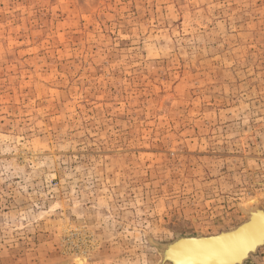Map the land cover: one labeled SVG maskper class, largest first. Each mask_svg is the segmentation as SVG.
<instances>
[{
  "label": "rangeland",
  "instance_id": "374dc122",
  "mask_svg": "<svg viewBox=\"0 0 264 264\" xmlns=\"http://www.w3.org/2000/svg\"><path fill=\"white\" fill-rule=\"evenodd\" d=\"M248 208L264 0H0V264H160Z\"/></svg>",
  "mask_w": 264,
  "mask_h": 264
},
{
  "label": "bare ground",
  "instance_id": "6f19581e",
  "mask_svg": "<svg viewBox=\"0 0 264 264\" xmlns=\"http://www.w3.org/2000/svg\"><path fill=\"white\" fill-rule=\"evenodd\" d=\"M247 210L246 219L234 229L210 236H181L171 245H163L160 248L162 253L160 264L252 262L251 258L264 248V210L260 208ZM169 246H172V249H168Z\"/></svg>",
  "mask_w": 264,
  "mask_h": 264
},
{
  "label": "water",
  "instance_id": "95a60500",
  "mask_svg": "<svg viewBox=\"0 0 264 264\" xmlns=\"http://www.w3.org/2000/svg\"><path fill=\"white\" fill-rule=\"evenodd\" d=\"M217 237H219V236H217ZM217 237H211V238H217ZM163 245L164 244H162V245H159V250H160V248H162L163 247ZM160 252H161V250H160ZM164 260H165V256H164V258H163Z\"/></svg>",
  "mask_w": 264,
  "mask_h": 264
}]
</instances>
